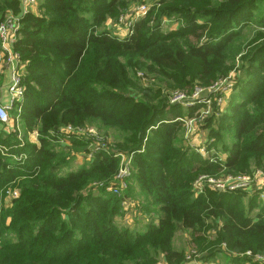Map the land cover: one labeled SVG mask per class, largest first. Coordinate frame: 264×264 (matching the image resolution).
Wrapping results in <instances>:
<instances>
[{"label":"trees","instance_id":"obj_1","mask_svg":"<svg viewBox=\"0 0 264 264\" xmlns=\"http://www.w3.org/2000/svg\"><path fill=\"white\" fill-rule=\"evenodd\" d=\"M160 1L184 4L177 9L178 30L164 34L147 15L125 38L112 35L106 25L119 18L125 0H41L40 14L23 18L15 50L26 64L20 115L26 141L20 147L18 132L0 123V264H156L158 257L185 264L173 248L178 228L191 232L205 261L224 246L234 254L251 252L248 258L264 254V204L251 218L253 208L247 210L238 193L193 191L201 174L264 168V44L243 58L231 109L203 127L211 136L218 137L214 125L233 132L225 161L186 149L178 119L194 112L156 101L160 88L142 89L130 75L142 65L173 87L191 90L195 81L210 87L229 71L246 29L264 30V0ZM9 8L17 12L18 2L0 0L1 16ZM98 122L119 133L120 153L133 156L132 181L149 197L147 209L159 207L158 226L138 235L120 229L114 220L123 199L90 187L110 186L119 158L97 153L73 171L74 151L49 138L58 128ZM35 132L38 145L29 144ZM86 143L71 141L74 150L88 151ZM23 155V163L13 158ZM16 189L19 197L7 203V192ZM248 258L234 264H258Z\"/></svg>","mask_w":264,"mask_h":264},{"label":"rangeland","instance_id":"obj_2","mask_svg":"<svg viewBox=\"0 0 264 264\" xmlns=\"http://www.w3.org/2000/svg\"><path fill=\"white\" fill-rule=\"evenodd\" d=\"M13 1V0H9ZM16 1V0H14ZM142 0H125V5L123 8L120 9L118 19H115L114 21H109L108 24H112L111 29L105 28L106 30L110 31L112 35L117 36L119 38H124L129 34V29L126 27L125 22H120L121 17H125L126 19L133 18L135 15L136 7L140 4ZM150 6V10L147 13V15H151V21H155L156 24L159 23L161 27V31L166 34L171 31L178 30L181 25L183 24L182 19L180 18L179 11L177 9H180L184 4L183 3H171V2H162L160 0H147ZM40 3L41 0H38V5L35 8V14H40ZM19 6V4H18ZM10 11L13 12V9H10ZM20 11V7L17 12H13L15 14H18ZM151 12V13H150ZM147 15L141 16L139 19L146 17ZM247 39L241 40L237 46L241 48L240 52L236 54L234 60L228 64L230 67L227 74H225L222 78H220L218 81H214L213 84L217 83H223L224 87H227L228 92V98L226 101V106L222 111H219L215 105L212 106V112L218 111L219 115L222 116L223 114H226L229 109L232 107V100L233 98H238L239 93L236 90V81L239 80L240 75H242V71H244V67L246 65L245 61L243 60L244 57H247V53L249 51L254 50L258 46H261L264 44V39L260 38L262 35H264V30L252 26L246 29ZM120 34V35H118ZM228 68V67H227ZM130 75L133 76L136 80L139 81L140 87L147 88V87H155L160 88V97L157 98L156 101H160L161 103L168 104L169 107H176L179 106L182 109V112L185 113V115L190 111L194 112V116L192 119L196 118L198 119L200 116L204 114V111L202 110L205 106L202 103H197L194 106H189L190 101H194V99H183L180 102L171 103V99L174 95L177 93H181L185 96H193L195 93L197 87L199 86V83L195 81L193 85V89H182L171 86L169 83L166 84L165 82H162L160 80H156L154 75L148 73L143 67L137 66L135 69H133L130 72ZM215 84V85H216ZM210 86V85H209ZM213 88V87H212ZM201 89H205L203 91H199L196 95H199V97L195 98L196 101L203 98H209L211 90L208 87H201ZM136 91V90H135ZM139 92V91H138ZM134 92H132L133 95ZM136 95V93H134ZM12 117V114L10 115ZM219 116V117H220ZM218 117V118H219ZM191 118V117H190ZM180 119H188V117H183ZM217 119V118H216ZM191 120V119H190ZM182 123V122H181ZM100 123L95 124H87L83 129L93 131L97 135L104 138V150H97L98 146L95 149V154L97 153H106L108 155H116L118 154H124L120 153V151L117 150V141L119 139V133L114 130H109L101 125ZM65 127L58 128L56 131H50L49 138L52 140H55L57 142L56 145L61 146L65 149L74 151L72 154L69 155V159L71 161L70 169L73 171L79 170L83 165L89 164L85 162H90L92 158H89V155L93 148L91 147V140L88 138H81L77 140H84L87 143V148L82 150H74L72 148L71 141L75 139L74 137H68L67 135H64L63 132H61ZM213 128V127H212ZM215 131H218V137L217 136H211L210 129H202L200 130L199 135H195L191 139L186 138L185 129L183 127V145L186 149H188L190 152L194 154L200 155L202 158L209 159V158H219L221 161L226 160V153L225 149L232 146L234 143V136L233 132L230 130H220V127H215ZM17 131V130H16ZM18 132V137L21 142V146L25 145V133L20 128ZM38 137L39 135L37 132H35L33 135L30 136L29 144H36L38 145ZM25 140V141H24ZM87 151V152H86ZM85 152V153H83ZM6 154V150L4 151ZM126 155V154H124ZM9 156H12V154L9 153ZM13 158L16 161H20L23 163L26 159V156L23 155L22 157L13 156ZM120 158V157H116ZM250 167L251 170L243 175L238 176H232L231 174L227 173V171H220L213 175L208 176V174H201L200 177L206 178V179H200V177L197 178V180L194 183L193 191L195 196L201 195L203 193H206L208 190H216L223 193H231V194H237L241 195L243 197V203L246 209L248 210L250 207L253 208V212L250 213V217L254 218L257 213L259 212L262 204H264V168L263 167H257L255 164H252ZM67 174V172H64ZM134 170L130 171V176L127 179L128 183V189L122 192L120 195H118L119 198L123 199V204L121 206V214L117 216V218L114 220L117 227L123 230H129L130 233L134 235H138L139 233L145 232L149 229L151 225H157L158 226V220L161 216L159 213V207H151L147 209V204L150 201L149 197L141 192L139 188L134 184L132 181ZM256 173V174H255ZM257 173H260L257 175ZM213 180V184L208 182L210 179ZM199 180V181H198ZM198 181V182H197ZM197 182V183H196ZM113 184H117L114 182ZM131 185V186H130ZM103 186V187H100ZM90 187L92 189H105L107 191L109 186H105L104 183L95 182ZM89 187V188H90ZM14 191H17L18 197L20 195V192L16 189L13 191H8L10 193H13ZM6 194V202H10L13 199H17L14 197H11ZM95 192V191H94ZM108 192V191H107ZM112 194V193H111ZM225 247V246H224ZM224 247L222 248L223 251L220 253V255L215 256L214 258L205 261L202 258L205 257L203 253H197L198 251L194 248L192 243V236L191 232L184 230L182 228H178V231L175 233L173 238V248L176 251L182 252V255L184 256V262L185 264H194L195 261L197 262H204V264H234L235 260L240 259V257H245L247 259L248 254L240 255V254H234L230 253L224 250ZM248 256V257H246ZM260 256H264V254H260ZM243 259V258H241ZM251 259L252 262H258V264H264L263 260L248 258ZM238 263V261H236ZM156 264H165L162 257H158V261Z\"/></svg>","mask_w":264,"mask_h":264},{"label":"built area","instance_id":"obj_3","mask_svg":"<svg viewBox=\"0 0 264 264\" xmlns=\"http://www.w3.org/2000/svg\"><path fill=\"white\" fill-rule=\"evenodd\" d=\"M16 1L18 2L20 7V11L18 14L13 13L12 11H8L3 16L0 15V123L3 125L11 126L15 131H19L21 121L20 115L24 106L25 99L23 80L26 64L23 61L22 55L15 50V45L20 38L19 31L23 18H25L29 14H35V8L38 5V0ZM149 10L150 6L148 1L142 0L136 7L135 15L133 16V18L126 19L125 17H121L120 22H125V25L129 29L130 34L135 23L141 16L147 15ZM5 70H7L10 75V81L6 90V93L8 95L7 101H3L2 99V76ZM215 84L208 87L211 90L209 98L199 99L198 101L195 100V98L199 97V95L196 94L199 91L205 90L201 89V87H197L195 93L191 97L185 96L181 93H177L172 97V104L180 102L183 99L192 98L194 99V101H190L189 106H194L197 103H202L205 106L202 109L204 111V114L198 119H192L193 117L188 119H178V121L182 122L187 139H191L195 135H199L198 133H200V130L202 131L203 127L208 123L210 119L218 118L221 115H219L218 111L212 112L213 105H215L217 109H219V111H222L225 108L229 90L227 87H224L223 83H217L216 85ZM11 114L12 117L10 116ZM61 130V132H63V134L67 135L68 137H74L75 139H81L85 137L91 140V147L93 148V150L91 151L89 158H92L94 156V151L97 146V150H101L102 147V150L105 151L103 144L104 138L97 135L93 131L73 126H67ZM116 157H120L119 172L113 181V183L116 182L117 184L112 183L107 191L114 195H120L122 192L128 189L127 179L130 176V171L133 170V156L118 154L116 155ZM259 174L260 173H257V175ZM201 178L202 177H200L199 180ZM202 179L206 178L204 177ZM208 179H210L208 182L212 184L214 183L210 177H208ZM8 193V195H10L11 197H18L17 191ZM247 254L250 257L253 256L251 252H247ZM254 258L264 261V256L255 255ZM194 264H204V262L195 261Z\"/></svg>","mask_w":264,"mask_h":264},{"label":"crops","instance_id":"obj_4","mask_svg":"<svg viewBox=\"0 0 264 264\" xmlns=\"http://www.w3.org/2000/svg\"><path fill=\"white\" fill-rule=\"evenodd\" d=\"M108 23H109V21H108ZM107 23V28H109V29H111V26H112V24L110 23V24H108ZM118 35H120V34H118ZM126 37V36H125ZM124 37V38H125ZM123 39V38H122ZM9 81H10V75H9V72L7 71V70H5L4 72H3V76H2V87H3V94H2V99H3V101H7L8 100V95H7V93H6V90H7V86H8V84H9ZM11 127V126H10ZM20 128H21V125L19 126Z\"/></svg>","mask_w":264,"mask_h":264}]
</instances>
